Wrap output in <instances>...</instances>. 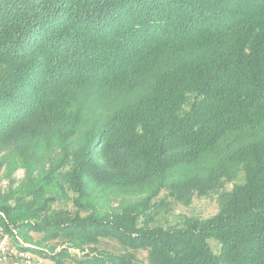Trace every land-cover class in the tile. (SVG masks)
Returning <instances> with one entry per match:
<instances>
[{"label": "trees", "instance_id": "trees-1", "mask_svg": "<svg viewBox=\"0 0 264 264\" xmlns=\"http://www.w3.org/2000/svg\"><path fill=\"white\" fill-rule=\"evenodd\" d=\"M11 153L0 224L69 244L25 246L56 264H264V0H0ZM164 191L219 210L153 224Z\"/></svg>", "mask_w": 264, "mask_h": 264}, {"label": "rangeland", "instance_id": "rangeland-1", "mask_svg": "<svg viewBox=\"0 0 264 264\" xmlns=\"http://www.w3.org/2000/svg\"><path fill=\"white\" fill-rule=\"evenodd\" d=\"M18 154H6L0 155V198L6 196L15 189L26 177V168L23 167L22 161H20ZM8 161V162H7ZM232 188V183L226 184V189L230 190ZM218 193L211 192L208 195H195L190 204H183L175 201L174 199L165 196V191L161 194V199L163 202L160 203L158 211L155 215V221L153 224H168L175 223L185 217H198V218H209L216 214L219 210ZM120 197L114 196L111 199V204L113 206L118 205V200ZM134 199V198H133ZM131 200V202L133 201ZM53 209H68L75 210V206L72 200V195L70 198L58 197L56 201L52 204ZM19 236L23 241L29 244L31 247H41L46 250L47 254H51V251L58 252L64 247H68L69 244H62L61 240H44V234L36 231H29L25 233L23 231H18ZM12 236L14 234L11 232ZM29 235L30 238H27ZM210 244L214 251L219 250V243L216 240L211 239ZM52 247L55 249L53 250ZM99 249L105 250L111 253H123L124 248L116 240L109 238L100 239L98 244ZM87 251L81 250L79 248L71 247V252L77 260L82 259V253ZM139 259L147 264L148 252L146 250L136 251ZM48 260L50 257L47 258ZM53 261V260H52ZM68 264H74L70 260L65 261Z\"/></svg>", "mask_w": 264, "mask_h": 264}, {"label": "built area", "instance_id": "built-area-1", "mask_svg": "<svg viewBox=\"0 0 264 264\" xmlns=\"http://www.w3.org/2000/svg\"><path fill=\"white\" fill-rule=\"evenodd\" d=\"M11 232L0 224V264H56L33 250L25 248L30 245L23 241L16 229H12Z\"/></svg>", "mask_w": 264, "mask_h": 264}]
</instances>
